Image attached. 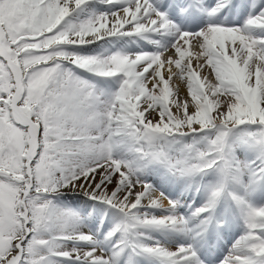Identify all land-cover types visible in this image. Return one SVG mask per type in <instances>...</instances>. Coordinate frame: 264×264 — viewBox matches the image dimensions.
I'll return each mask as SVG.
<instances>
[{
	"label": "snow or ice",
	"instance_id": "1",
	"mask_svg": "<svg viewBox=\"0 0 264 264\" xmlns=\"http://www.w3.org/2000/svg\"><path fill=\"white\" fill-rule=\"evenodd\" d=\"M0 264H264V0H0Z\"/></svg>",
	"mask_w": 264,
	"mask_h": 264
}]
</instances>
